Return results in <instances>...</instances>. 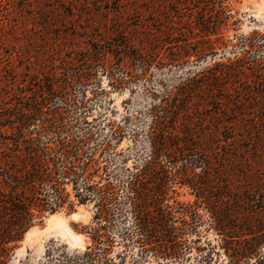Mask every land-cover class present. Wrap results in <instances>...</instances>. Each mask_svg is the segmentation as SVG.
I'll use <instances>...</instances> for the list:
<instances>
[{
  "label": "rangeland",
  "instance_id": "obj_1",
  "mask_svg": "<svg viewBox=\"0 0 264 264\" xmlns=\"http://www.w3.org/2000/svg\"><path fill=\"white\" fill-rule=\"evenodd\" d=\"M126 40L144 48L150 61L146 72L120 53ZM94 49L100 59L89 81L72 85L73 106L65 109L60 100L47 101L44 110L52 118L56 108H64L69 137L91 134L85 147L99 170L87 181L110 193L81 202L78 194L85 191L86 180L65 179L61 188L69 201L55 212L44 211L30 229L43 236L51 215L58 213L72 232L44 236L40 254L25 233L7 264L31 258L36 264H201L207 253L212 264L227 262L207 209L199 207L200 221L194 213L179 211L182 203L197 201L190 187L179 184L163 199L168 209L174 207L170 225L178 235L183 230L175 238L177 253L155 255L151 248L160 241L150 243L137 228L128 199L133 194L130 175L152 156L151 133L161 127L155 120L164 115H170L166 130L193 132L208 148L212 138L219 139L218 152L207 150L212 171L243 175L250 166L264 168L262 83L244 73L237 80L206 84L212 94L203 92L202 85L215 64L264 56V0H0V143L10 145L14 131L24 139L65 137L43 131L46 116L36 117L27 128L21 122L41 98L44 84L84 69L86 55ZM127 62L134 64L129 75L120 72ZM195 170L207 179L202 167ZM143 178L148 192L155 191L153 181ZM78 212L79 217L72 215Z\"/></svg>",
  "mask_w": 264,
  "mask_h": 264
},
{
  "label": "trees",
  "instance_id": "obj_2",
  "mask_svg": "<svg viewBox=\"0 0 264 264\" xmlns=\"http://www.w3.org/2000/svg\"><path fill=\"white\" fill-rule=\"evenodd\" d=\"M132 44L130 40H126L120 53L136 61V66L144 73L150 66V61L143 54L144 48ZM86 58L84 69L68 73L64 80L44 84L46 88L42 87L41 98L35 100L33 111L21 122L24 127L27 128V123L36 117L46 116L43 118L44 132L57 131L60 135H66L63 109L74 104L72 85L75 82L83 85L90 80L95 62L100 59L99 51L94 49ZM133 65L131 62L123 64L120 72L129 75ZM211 70L213 71L209 76H204L203 92L207 90L211 94L215 93L211 86L206 87L208 83L237 80L244 73L243 76L250 75L264 87V56L254 59L237 57L227 64H215ZM57 100L65 105L64 108H56L52 118H47L50 114L44 110L45 103ZM169 116L164 115L161 116L163 120L161 117L155 120L161 127L158 130L153 129L151 133L152 156L141 169L130 175V189L133 194L128 199L137 228L149 237L150 243L157 239L161 244L151 250L155 255L160 253L168 256L177 253L175 238L183 230L178 235L170 225L174 207L168 209L163 199L173 186L179 184L190 187L197 197V201L192 204L180 205L179 211L183 215L194 213L196 221H200L198 209L201 206L209 213L211 228L217 234L216 245L222 247L228 260L217 264H264V168L250 166L243 175L237 174V170L212 171L210 163L213 158H209L207 150L210 151L212 147V153L218 152L216 145L219 139L216 136L212 138L208 148L209 144L195 140L193 132L166 130L163 126ZM2 125L0 118V127ZM17 132H12L14 137L10 145L0 143V264H7L15 244L23 239L35 219L42 220L44 211L55 212L69 201L61 188L65 179L74 183H78L81 178L86 180L85 191L78 194L81 202L93 195L103 198L110 193L108 187H97L87 181L88 177L99 170L94 168L98 164L93 160L92 153L89 155L88 147H85L92 138L91 134L86 132L79 138L69 137L67 134L61 139L56 138V141L47 136L46 141H43L41 136H28L24 139L22 132ZM230 137L232 138H226ZM51 141H55V146L50 145ZM234 142V139L227 142V146ZM92 161L94 166L90 167L89 163ZM198 167H202L204 173L207 172L206 180L196 172ZM143 175L157 186L155 191L148 192V188L144 187ZM69 206L72 209L73 203L70 202ZM182 222L185 224V219ZM200 263L212 264L210 253L202 255Z\"/></svg>",
  "mask_w": 264,
  "mask_h": 264
},
{
  "label": "bare ground",
  "instance_id": "obj_3",
  "mask_svg": "<svg viewBox=\"0 0 264 264\" xmlns=\"http://www.w3.org/2000/svg\"><path fill=\"white\" fill-rule=\"evenodd\" d=\"M72 215L74 217H79L80 213L78 212V213H74ZM37 231L38 230L36 228H34V229L32 228L26 232V239L28 241L27 243H29V246H34V247L36 246L37 247V254H40L43 251L44 236L47 238L50 236H57L59 233L68 234L69 232H72L71 228L69 227V225L67 223V220L61 214H58V213L51 215V218L49 219V224H48L43 236H42L43 233L41 234L40 231H38V232ZM20 252H22L21 254H25V252H23V248H22V251H20ZM20 256H22V255H20ZM27 262H28V264H36V261L32 258Z\"/></svg>",
  "mask_w": 264,
  "mask_h": 264
},
{
  "label": "water",
  "instance_id": "obj_4",
  "mask_svg": "<svg viewBox=\"0 0 264 264\" xmlns=\"http://www.w3.org/2000/svg\"><path fill=\"white\" fill-rule=\"evenodd\" d=\"M23 264H28V262H27V261H25V262H23Z\"/></svg>",
  "mask_w": 264,
  "mask_h": 264
}]
</instances>
